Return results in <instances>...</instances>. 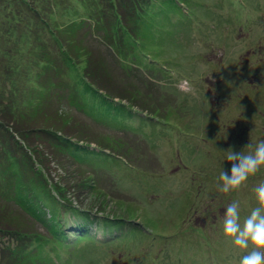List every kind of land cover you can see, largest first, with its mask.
Instances as JSON below:
<instances>
[{
  "label": "rangeland",
  "instance_id": "rangeland-1",
  "mask_svg": "<svg viewBox=\"0 0 264 264\" xmlns=\"http://www.w3.org/2000/svg\"><path fill=\"white\" fill-rule=\"evenodd\" d=\"M23 1L0 0V123L9 101L16 114H24L39 101L32 96L42 95L35 82L41 60L34 51L35 38H42V33L27 5L39 7L43 18H52L58 27L95 14L92 0ZM169 4L172 11L166 15L172 20L157 14L159 9L151 3L148 9L154 20L136 24L149 54L140 60L142 64L129 58L128 48L119 58L89 21L78 37L83 52L96 58L92 67L108 71L110 82L103 79L104 86L94 88L114 97L106 95L115 106L128 109L125 115L116 116L112 108L109 116H103L109 106L92 100L83 107L79 97L71 96L61 68L58 75L52 69L46 73L55 82L48 108L67 121L73 144L99 155L76 154L67 146L65 155L53 154L50 175L67 183L69 192L63 202L48 188L54 202L39 201L45 221L57 212L53 222L73 225L76 217L70 209L74 207L88 215L87 224L94 231L114 232L119 227L117 232L123 235L128 222L136 228L134 234L127 232L117 241L106 234L107 241H82L68 249L59 246L58 251L49 243L39 247L28 242L21 264H238L243 253L222 235L221 214L226 204L239 200L243 219L257 202L251 178L247 187L229 193L219 191L217 179L223 151H247L245 145L264 139V0H172ZM176 5L185 7L189 15L181 14ZM11 64L18 71L7 77L5 66ZM82 66V60L77 62L76 72L90 83ZM123 89L130 91L128 99L115 94ZM137 95L144 96L143 105L132 104V96ZM131 119H135L132 124ZM144 126L151 129L149 135ZM1 132L0 125V138ZM120 157L134 167L118 164ZM221 164L230 167L228 161ZM256 176L257 183L264 181V168ZM10 182L0 170V213L10 211L19 218L17 212H22ZM27 186L22 194L33 198ZM42 195L39 189L38 197ZM24 220L20 215L19 221L29 224ZM107 222L118 224L113 228ZM32 224L45 233L47 226L34 220ZM2 234L0 264H10L9 259L1 260L2 249L14 247L16 239Z\"/></svg>",
  "mask_w": 264,
  "mask_h": 264
},
{
  "label": "trees",
  "instance_id": "trees-1",
  "mask_svg": "<svg viewBox=\"0 0 264 264\" xmlns=\"http://www.w3.org/2000/svg\"><path fill=\"white\" fill-rule=\"evenodd\" d=\"M171 1L92 0L95 4L93 7L95 14L92 17L87 15L88 18L86 17L83 21L72 22L62 27L54 26L52 18H43L41 12H39V7L33 3L31 6L27 5V9L31 11L33 17L35 16L36 28L42 33V38L39 36L35 38L37 44L35 46L36 50H34L36 58L41 60L40 72L36 74L38 78L35 82L38 84V89L42 91V95L34 94L32 96V98H36L39 101L32 106L30 111L24 112V114L22 112H18L19 114L14 112L13 101H9L6 104V109L2 113L4 114L1 118L2 122L0 123L2 128L0 138V163L3 165L0 167V170H2L3 179L7 181L11 180L10 183H13L12 191L18 202L19 209L23 214L17 212L19 213V218L20 215L25 217L24 223L28 220L29 224L25 223L23 225L19 221V218L12 215L10 211L6 215L2 212L0 213V233H3L2 235L7 234L13 236L16 239L14 247H4L2 249L1 260L9 259L10 264H21L27 247L25 244L28 242L31 245L39 247L49 243L54 247L63 246L64 248H70L76 242H88L96 238L97 231L93 232L92 228L87 224L89 220L87 218L88 215L86 216L76 212L77 208L74 209L73 207L70 209L72 216L76 218H73V225H69L64 220V223H60V221L53 222L58 216L57 212L52 214L53 217L47 218L49 221H45L41 206L39 207L40 200L43 203L54 202L47 192L48 188L54 189L57 195L62 198L61 200L65 197L63 195L69 192V187H66L68 185L67 183L61 179L54 181V178L50 175V164L53 162V154L57 155L61 153L65 155L67 146L76 154H88L91 158L99 155L97 151H85L77 147L76 144H73L70 140V135L66 131L68 129L67 121L52 111L51 108H48L49 105H47V102L51 100L50 96L55 88V82L47 77L46 73L48 74L49 70L52 69L53 74L58 75V69L61 68L66 76L71 96L74 95L75 98L79 97L82 100L83 107H86L85 102L87 100H92L103 106H109L106 108L107 113L103 116H109L112 108L116 116L125 115L128 109L123 106H115L111 100L114 97L109 94H99L98 90L94 88H102L104 86L102 84L103 79L110 82L108 80L109 77H107L108 71H102L99 70L102 68L95 69L92 67V60L96 58H94V55L90 54L89 56V54L84 53L85 48H83V45H79L78 37L84 35L88 25L85 21H89V25L92 23L93 30L97 29L103 33L104 40L109 42V48L116 50L119 58L125 55L124 49L128 48L130 52L129 58L137 64H142L141 61L147 59L149 54L143 48L142 38H140L136 24L140 23L139 21L141 19L144 22L147 19L148 21L154 20L155 15L148 9L151 3L159 9L157 14H164L166 16L165 18H169L166 13H169L171 10L169 4ZM175 9L180 11V13L182 11L181 5ZM169 19L172 20V18ZM48 43H50V47ZM80 52L84 56L87 55V58H83ZM78 59L79 61H83V75L90 83L88 81L84 82L76 72V63L79 62L77 61ZM149 61L153 64L152 62L154 60L151 57ZM16 71L18 69L14 64L5 66L4 75L8 77ZM99 71H102L103 74H99ZM25 72L29 73L28 70ZM43 74L45 76H42ZM11 85L14 84L11 82ZM10 91L9 95H12L14 98L13 91ZM135 92L138 94L137 91ZM120 93L115 92L116 95L123 99H128L126 94L131 95L130 91L125 89L121 90ZM106 95L111 98L110 101ZM91 96H93V99ZM132 97H134L132 101L133 105H143L144 96L141 98L138 95L137 97ZM4 123L8 124L5 125ZM37 182L41 183V187ZM43 182L44 184H42ZM26 186L28 190L30 189V194L33 198L26 197L22 194ZM73 187L75 188V186ZM39 189L43 193L41 197H38ZM63 202L65 201L63 200ZM32 220L42 223L44 227L47 226L45 233H39L37 229H33ZM107 224L114 228L118 223L113 224L112 222H107ZM118 228L113 230H118ZM102 234L113 236L114 232L102 230ZM73 237H77V241H74L72 239ZM13 258L17 259L15 263L12 260Z\"/></svg>",
  "mask_w": 264,
  "mask_h": 264
},
{
  "label": "clouds",
  "instance_id": "clouds-1",
  "mask_svg": "<svg viewBox=\"0 0 264 264\" xmlns=\"http://www.w3.org/2000/svg\"><path fill=\"white\" fill-rule=\"evenodd\" d=\"M247 151H223L220 157L217 187L222 193H229L247 186L251 176L264 168V139L248 143ZM230 162L222 167L221 162ZM257 206L250 209L241 219V203L233 200L224 206L221 214V233L231 240L232 246L243 254L238 264H264V181L251 189Z\"/></svg>",
  "mask_w": 264,
  "mask_h": 264
}]
</instances>
